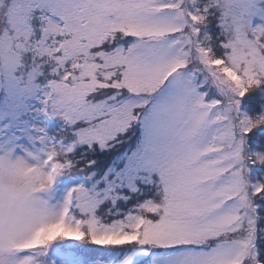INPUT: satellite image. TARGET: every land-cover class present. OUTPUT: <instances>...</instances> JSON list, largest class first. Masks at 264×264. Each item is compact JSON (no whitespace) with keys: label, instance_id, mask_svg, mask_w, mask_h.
I'll return each mask as SVG.
<instances>
[{"label":"snow or ice","instance_id":"1","mask_svg":"<svg viewBox=\"0 0 264 264\" xmlns=\"http://www.w3.org/2000/svg\"><path fill=\"white\" fill-rule=\"evenodd\" d=\"M0 264H264V0H0Z\"/></svg>","mask_w":264,"mask_h":264},{"label":"trees","instance_id":"2","mask_svg":"<svg viewBox=\"0 0 264 264\" xmlns=\"http://www.w3.org/2000/svg\"><path fill=\"white\" fill-rule=\"evenodd\" d=\"M262 174L259 171H256L252 174V178H259Z\"/></svg>","mask_w":264,"mask_h":264}]
</instances>
